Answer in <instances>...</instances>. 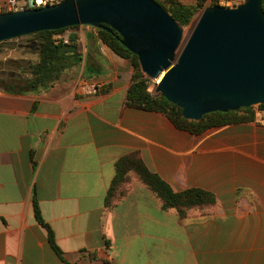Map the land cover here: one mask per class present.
I'll list each match as a JSON object with an SVG mask.
<instances>
[{
    "label": "crops",
    "instance_id": "0c3cea01",
    "mask_svg": "<svg viewBox=\"0 0 264 264\" xmlns=\"http://www.w3.org/2000/svg\"><path fill=\"white\" fill-rule=\"evenodd\" d=\"M86 27L74 31L77 63L53 86L0 87V264H264L263 109L201 134L180 130L126 103L132 64ZM131 153L174 191L212 192L215 206L180 217L132 171L109 198L115 163Z\"/></svg>",
    "mask_w": 264,
    "mask_h": 264
},
{
    "label": "water",
    "instance_id": "95a60500",
    "mask_svg": "<svg viewBox=\"0 0 264 264\" xmlns=\"http://www.w3.org/2000/svg\"><path fill=\"white\" fill-rule=\"evenodd\" d=\"M73 25L116 30L187 119L264 104L262 0L206 5L187 30L155 0H62L0 13V42Z\"/></svg>",
    "mask_w": 264,
    "mask_h": 264
},
{
    "label": "trees",
    "instance_id": "16d2710c",
    "mask_svg": "<svg viewBox=\"0 0 264 264\" xmlns=\"http://www.w3.org/2000/svg\"><path fill=\"white\" fill-rule=\"evenodd\" d=\"M168 11L181 26L190 25L198 10L205 6L206 0H195L192 4L183 3L180 0H155ZM217 0H210V5H215ZM264 9V0H262ZM73 25L57 30H42L32 33L38 40V60L24 67L23 73L29 76L21 77L19 74L12 78L15 82L6 84L4 89L10 92H40L53 86L61 74L73 64L79 57V43L76 34L70 35L67 44H55L53 34L65 29L77 28ZM96 36L113 50L116 54L130 61L133 66L131 84L127 90L126 103L130 106L155 111L164 114L180 130L192 134H201L210 128L221 127L227 124L251 121L255 117V106L241 107L235 111H213L203 114L200 119L192 120L183 117L182 109L170 102L162 95H154L149 87V78L142 72L138 57L121 43V36L116 30L107 26L103 28L92 27ZM11 78V75H9ZM1 87V86H0ZM102 90V89H101ZM264 108V104H258ZM116 174L112 179L108 197L114 195V191L126 181L127 173L132 171L137 178L145 184L161 201L163 209H175L180 217L187 216L191 211L199 210L209 212L215 206V195L203 188L190 187L181 191H174L157 173L152 172L145 165L137 153H131L118 159L115 163ZM32 206L36 221L47 231V238L51 246L61 252L54 238V233L43 219L37 198L33 195ZM105 264H107L105 262Z\"/></svg>",
    "mask_w": 264,
    "mask_h": 264
},
{
    "label": "rangeland",
    "instance_id": "374dc122",
    "mask_svg": "<svg viewBox=\"0 0 264 264\" xmlns=\"http://www.w3.org/2000/svg\"><path fill=\"white\" fill-rule=\"evenodd\" d=\"M206 6V5H205ZM200 10L197 11L200 12ZM197 13L193 17L197 16ZM192 19V21H193ZM91 28V26H88ZM190 25L185 26L187 30ZM71 34L74 31L88 30L85 25H80L77 28L68 29ZM75 34V33H74ZM38 43L39 40L32 34L23 35L20 37L4 40L0 42V86L5 87L6 84L15 82L12 78L14 75L19 74L21 77L29 76L28 73H23L24 67L34 63L38 60ZM79 47H83L82 41L78 42ZM11 75V78H9ZM199 215L208 214V212H201L194 210Z\"/></svg>",
    "mask_w": 264,
    "mask_h": 264
},
{
    "label": "built area",
    "instance_id": "2783aa9c",
    "mask_svg": "<svg viewBox=\"0 0 264 264\" xmlns=\"http://www.w3.org/2000/svg\"><path fill=\"white\" fill-rule=\"evenodd\" d=\"M62 0H0V13L8 12V11H16V10H23L27 8H37L47 5H53L55 3H59ZM244 0H217L218 5L223 6H232L234 4H238L243 2ZM206 5H210L209 0L207 1ZM70 31L65 29L61 32H57L53 34V40L55 44H67L70 41ZM157 82L156 79H149V87L150 90L153 92V86ZM100 85H92L91 87H86L84 90L86 93H94L96 89ZM258 106V105H255ZM260 108V107H259ZM264 111V108H262ZM259 122L264 124V117L259 119Z\"/></svg>",
    "mask_w": 264,
    "mask_h": 264
}]
</instances>
